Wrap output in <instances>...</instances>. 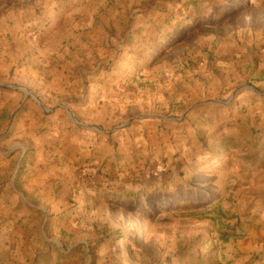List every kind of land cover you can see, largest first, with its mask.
Listing matches in <instances>:
<instances>
[{
	"label": "rangeland",
	"instance_id": "obj_1",
	"mask_svg": "<svg viewBox=\"0 0 264 264\" xmlns=\"http://www.w3.org/2000/svg\"><path fill=\"white\" fill-rule=\"evenodd\" d=\"M2 14L6 51L55 37L61 77L97 87L89 122L65 108L110 155L85 229L57 239L2 214L0 264H264V0H0Z\"/></svg>",
	"mask_w": 264,
	"mask_h": 264
},
{
	"label": "crops",
	"instance_id": "obj_2",
	"mask_svg": "<svg viewBox=\"0 0 264 264\" xmlns=\"http://www.w3.org/2000/svg\"><path fill=\"white\" fill-rule=\"evenodd\" d=\"M4 18L0 15V215H6V228L22 221L32 231L39 225L58 239L86 228L95 213L89 206L101 199L108 180L99 175L107 171L101 166L110 154L97 155L108 146L98 142V131L81 123L76 126L65 108L79 121L89 122L84 111L95 108L91 99L98 90L82 78L70 83L69 76L61 77L58 67L52 66L59 49L53 44L55 37H47L45 44L46 37H20L28 43L25 52L6 51V40L13 43L17 37H6ZM45 76L51 77L47 83ZM106 122L93 123L106 135L110 131Z\"/></svg>",
	"mask_w": 264,
	"mask_h": 264
},
{
	"label": "trees",
	"instance_id": "obj_3",
	"mask_svg": "<svg viewBox=\"0 0 264 264\" xmlns=\"http://www.w3.org/2000/svg\"><path fill=\"white\" fill-rule=\"evenodd\" d=\"M210 1V0H209ZM124 198L122 195L114 194L113 198ZM122 200V199H121ZM122 202V201H120ZM147 209V208H146ZM200 264H206V262L202 261L201 259L199 260Z\"/></svg>",
	"mask_w": 264,
	"mask_h": 264
},
{
	"label": "water",
	"instance_id": "obj_4",
	"mask_svg": "<svg viewBox=\"0 0 264 264\" xmlns=\"http://www.w3.org/2000/svg\"><path fill=\"white\" fill-rule=\"evenodd\" d=\"M250 88H252V87H250ZM253 89V88H252ZM223 105H227L226 103H222Z\"/></svg>",
	"mask_w": 264,
	"mask_h": 264
}]
</instances>
